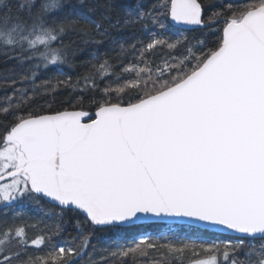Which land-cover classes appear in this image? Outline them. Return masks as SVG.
<instances>
[{"label": "snow or ice", "instance_id": "snow-or-ice-1", "mask_svg": "<svg viewBox=\"0 0 264 264\" xmlns=\"http://www.w3.org/2000/svg\"><path fill=\"white\" fill-rule=\"evenodd\" d=\"M137 27L145 38L121 41ZM84 45L95 51L73 78L61 69ZM0 56L16 61L0 80V208L13 211L0 264H264V0H0ZM61 87L79 93L70 107L33 106ZM26 197L50 203L52 222L20 220ZM137 220L235 239L141 235L92 259L96 228Z\"/></svg>", "mask_w": 264, "mask_h": 264}, {"label": "trees", "instance_id": "trees-1", "mask_svg": "<svg viewBox=\"0 0 264 264\" xmlns=\"http://www.w3.org/2000/svg\"><path fill=\"white\" fill-rule=\"evenodd\" d=\"M11 3L15 4L16 0H10ZM65 2L69 4H77L79 0H65ZM109 2V0H84V3L86 5L88 4H104ZM112 3L120 5V8H135L136 5H142L143 7H148L152 0H111ZM102 11V9H101ZM99 15V12L94 13L93 17L96 18ZM200 32V29L198 28H192L188 34L190 36L192 35H198ZM146 33L141 31L139 27L137 28H127L124 29L122 32H120V38L121 41L125 42H131L133 40H139L145 38ZM76 39L75 37H65V41H68L69 39ZM115 45H109L105 44L102 47L99 48V53L103 54L104 52L114 48ZM84 51L79 55V60L77 61V66L75 67H64L61 69V71L65 72L67 75L72 76L75 78L79 73L83 72L84 69L82 67H79L80 61L86 60L89 58V56L95 51V49L90 45H84L83 46ZM111 54V52H110ZM16 64V61L9 60L8 62H4V58L0 56V80L3 79L5 71L9 68L14 67ZM58 73L55 70H49L47 72H43L39 77L38 81L40 82L46 77L54 78ZM10 91V90H9ZM5 95V92L3 90H0V98H2ZM79 95L78 92H73L72 90L61 87L58 90L55 91L54 95H47L43 97H38L34 102L33 106L36 107H44L47 108L49 104L51 105L53 110H58L62 108H68L71 106V104L76 100L77 96ZM94 111V109L92 110ZM0 123H3V117H0ZM13 208L16 210V212L19 214L20 220H27L29 223H31L33 220H42L45 223H51L54 216L52 213H54L56 210L53 208V206L48 203L46 200L40 199V198H25L24 200L18 202L16 205L13 206ZM5 210L3 208H0V223H2L5 220H11L13 216V211L8 210L7 216L4 214ZM64 219L68 221L67 228L65 231V236H67L68 233L75 234L72 226V222L77 219V214L73 212L71 209H67L63 213ZM19 222V221H17ZM168 227L167 224H141V225H132L127 227H118L115 229L111 228H96L94 230L93 238H92V244L96 246V252L95 255L92 257V259H98L101 255H106V253L103 252V249L105 248H114L117 245H127L132 244L133 242H136L134 240L135 237H137L140 234L143 233H156L157 231H160L164 228ZM172 228L175 230L172 231L174 234L169 235V241L173 243H179L180 240L173 239L174 235L176 237L186 239L185 237L188 235H192L195 237L200 238H207V239H214L218 237H225V235L216 234V233H210L205 230L192 227V226H186V225H172ZM132 238V239H130ZM153 238V237H152ZM229 238H233L230 237ZM63 239V237H62ZM154 239V238H153ZM161 243H166L168 241L161 240ZM198 243L200 241H197ZM259 243V241H256ZM31 253L35 255H44L48 249L41 248V249H30ZM91 251V249H89ZM202 258L198 254H192L188 253L187 258L183 261V264H189L190 260H195ZM88 259L87 254H85L84 260L86 261ZM141 261L144 262V264H147V261L149 259H157L159 260L160 257L157 254H152L151 257H145L140 258ZM130 261V258H129ZM76 264H82L81 261H77ZM171 264H181L180 261H177L175 259L172 260Z\"/></svg>", "mask_w": 264, "mask_h": 264}, {"label": "water", "instance_id": "water-1", "mask_svg": "<svg viewBox=\"0 0 264 264\" xmlns=\"http://www.w3.org/2000/svg\"><path fill=\"white\" fill-rule=\"evenodd\" d=\"M195 28V27H193ZM146 223H164V224H167L166 222H154V221H146V220H137V221H134L132 224H129V225H124V226H121V227H126V226H131V225H136V224H146ZM176 224H185V225H190V226H194V227H197L195 225H191L190 222H186V221H179L177 222ZM214 233H220V234H225V235H233V234H230V233H224V232H221L219 230H217L216 232ZM234 236V235H233Z\"/></svg>", "mask_w": 264, "mask_h": 264}, {"label": "rangeland", "instance_id": "rangeland-1", "mask_svg": "<svg viewBox=\"0 0 264 264\" xmlns=\"http://www.w3.org/2000/svg\"><path fill=\"white\" fill-rule=\"evenodd\" d=\"M165 232L169 233L168 230H166Z\"/></svg>", "mask_w": 264, "mask_h": 264}]
</instances>
